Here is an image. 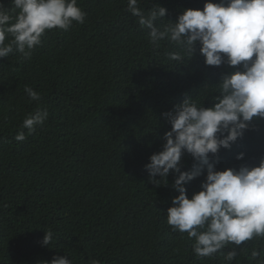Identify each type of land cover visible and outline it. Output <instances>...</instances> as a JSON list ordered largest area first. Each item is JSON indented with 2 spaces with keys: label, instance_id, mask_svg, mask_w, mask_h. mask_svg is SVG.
<instances>
[{
  "label": "trees",
  "instance_id": "16d2710c",
  "mask_svg": "<svg viewBox=\"0 0 264 264\" xmlns=\"http://www.w3.org/2000/svg\"><path fill=\"white\" fill-rule=\"evenodd\" d=\"M99 1L90 12L96 0H86L83 26L46 32L30 60L18 52L0 58V264H45L57 255L72 264H227L224 256L233 248L238 255L231 264H264V238L195 256L187 233L173 232L166 222L179 195L175 175L157 187L145 170L171 130L161 114L185 98L212 104L222 76L241 69L206 66L199 42L191 59L170 61L167 54L179 49L168 42L154 49L147 30L127 12V0H115L122 12L111 0ZM205 2L141 0L139 7H165L164 20L156 22L163 27L186 9L203 10ZM0 4L11 8L10 0ZM131 55L144 74L129 104L115 105L112 77ZM25 86L41 99L30 101ZM47 108L53 117L31 134L23 129L26 139L17 142L25 116ZM241 152L244 158L237 160ZM262 158L264 119H254L230 150L210 154L217 171L255 167ZM194 163L185 152L181 170ZM206 174L184 185L189 198L201 191ZM49 230L52 242L43 246ZM253 247L260 250L255 259Z\"/></svg>",
  "mask_w": 264,
  "mask_h": 264
},
{
  "label": "clouds",
  "instance_id": "9594fccd",
  "mask_svg": "<svg viewBox=\"0 0 264 264\" xmlns=\"http://www.w3.org/2000/svg\"><path fill=\"white\" fill-rule=\"evenodd\" d=\"M111 2L120 8L115 0ZM140 2L127 0V12L147 30L148 42L154 49L163 42L179 49L167 54L170 61L183 62L185 56L191 59L199 42L206 66L226 63L241 69L222 76L212 104L185 98L173 110L161 114L171 130L164 135L163 150L154 154L153 149L150 151L145 170L149 182L157 187L162 180L167 185L170 173L176 177L172 187L179 195L172 198V206L167 209V224L173 232L187 233L193 241L194 255L200 258L212 257L229 245L264 238V158L258 166L245 165L239 170L217 171L210 162V154L217 155L221 148L230 150L254 119H264V0H206L203 10L186 9L175 22L163 27L156 22L164 20L167 9L156 3L145 12L139 7ZM10 4V9L0 4V58L18 52L21 60H30L46 32H67L74 23L83 26L88 21L87 13L95 12L100 1L96 0L89 11L86 0H10ZM119 63L121 72L113 74L111 99L115 105L126 106L144 71L132 55ZM24 91L30 101L41 99L31 87L25 86ZM51 117L50 108L27 114L15 140L23 142V129L31 134ZM185 152L195 161L190 171L181 170ZM243 158V152L236 156L237 160ZM205 169L201 191L189 198L184 185L201 176ZM52 239V231L45 232L42 245L49 246ZM237 255L233 248L224 259L231 264ZM251 255L257 258L260 250L253 247ZM45 264L72 261L57 255ZM92 264L101 262L93 260Z\"/></svg>",
  "mask_w": 264,
  "mask_h": 264
},
{
  "label": "rangeland",
  "instance_id": "374dc122",
  "mask_svg": "<svg viewBox=\"0 0 264 264\" xmlns=\"http://www.w3.org/2000/svg\"><path fill=\"white\" fill-rule=\"evenodd\" d=\"M153 150H154V149H153ZM160 151H162V150L158 149V152H160ZM158 152H157V153H158Z\"/></svg>",
  "mask_w": 264,
  "mask_h": 264
}]
</instances>
